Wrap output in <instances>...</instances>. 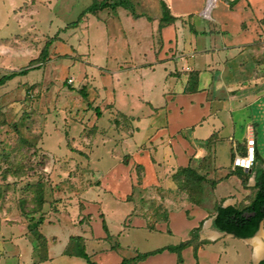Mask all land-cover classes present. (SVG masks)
Wrapping results in <instances>:
<instances>
[{
	"label": "crops",
	"instance_id": "obj_1",
	"mask_svg": "<svg viewBox=\"0 0 264 264\" xmlns=\"http://www.w3.org/2000/svg\"><path fill=\"white\" fill-rule=\"evenodd\" d=\"M30 1L33 4L37 0ZM162 1L176 18L162 27L158 22L154 30L158 33L157 43L152 42L139 52L147 53L152 62H133L130 66L122 62L127 75L141 72V92L150 106L145 116L151 120L129 113L127 116L133 120L129 130L132 143L122 141L125 154L115 156L117 161L105 173L93 175V185L74 192L63 205L46 209L45 215L54 217L37 226L35 219L29 223L15 211L0 207V264H87L86 259L77 255L80 249L95 264H118L136 254L125 257L111 240L125 232L133 245L137 238L130 239L129 235L138 230L143 243L168 240L140 253L190 239L192 242L180 251L181 259L177 253L164 250L135 264H220L221 259L222 264H234L222 257L225 250L211 247L229 239L247 244L254 264L264 255L263 220L260 232L248 238L236 237L214 226V203L221 207L248 205L256 191V178L264 172V154L257 138L258 126L264 124V0H217L211 19L197 28L188 25L189 17L199 15L205 0ZM14 2L0 0V55L12 62L27 49L19 37L24 16L31 22L35 14V10L27 13L23 9L27 3ZM10 21L17 24L19 32L4 34L2 28L8 27ZM24 31L23 35L36 34L23 27ZM129 44L126 41L125 45ZM119 70L121 67L113 69ZM247 70L253 72L249 78L233 74ZM156 71V78L150 76ZM160 79L161 87L157 82ZM153 93L157 103L151 98ZM107 101L104 102L108 105L116 104L110 89ZM250 124L254 128L257 156L251 169L242 170L232 165V157L234 151L244 152ZM149 127L152 129L148 136L139 135L142 141L133 139ZM96 164L94 171L98 170ZM186 167L198 172L206 182L214 183L211 203L183 201L176 206L171 195L176 187L173 175ZM158 193L163 194V200ZM159 203L164 206L165 217L153 221L148 212ZM171 203L173 207L169 206ZM110 216L112 224H119L114 233ZM33 222L34 228L39 229V238L29 228Z\"/></svg>",
	"mask_w": 264,
	"mask_h": 264
},
{
	"label": "rangeland",
	"instance_id": "obj_2",
	"mask_svg": "<svg viewBox=\"0 0 264 264\" xmlns=\"http://www.w3.org/2000/svg\"><path fill=\"white\" fill-rule=\"evenodd\" d=\"M99 1L14 2L19 5L27 3L23 9L27 13L30 9L35 10V14L31 22L25 16L23 19L25 23L19 37L21 45L27 46L24 55L13 62L0 55V77L28 68L25 74H16L0 83V207H5L8 212L15 211L29 223L35 219L37 226L44 219L54 217L45 215L46 209L59 203L63 205L72 199L74 192L93 185V175L97 177L105 173L117 161L115 156L125 154L122 141L132 139L129 132L133 120L127 116L129 113L144 115V119L151 120L145 116L150 106L141 92V72L127 75L123 65L152 62L147 53L139 52L159 39L154 30L164 16L162 0H116L113 7L87 13L75 26L70 25L78 20L84 8ZM189 18L191 23L188 25L196 28L209 21L200 12ZM32 25L34 29H30ZM7 26L2 28L4 34L19 32L16 23L10 21ZM23 27L34 30L35 36L23 35L26 33ZM126 41L129 46L125 45ZM180 64L176 65L178 69ZM116 67L121 70L113 71ZM156 73H150V76L156 78ZM252 73L247 70L233 74L238 78H249ZM157 82L161 87L163 81ZM109 89L116 98L114 105L104 102H108ZM153 95L151 98L155 102L157 95ZM151 129L139 132L133 139L142 141L139 135L146 137ZM258 129L257 138L263 155L264 124L260 123ZM96 163L98 170L94 171ZM136 170L140 177V169ZM173 177L176 187L171 190V195L176 206L183 201L211 203L214 183L206 182L198 172L181 173L178 170ZM158 196L164 199L163 194L158 193ZM161 205L152 206L148 212L153 221L165 217ZM214 205L216 208L218 202ZM169 206L173 207V203ZM110 225L111 231L116 232L119 224H112L111 216ZM29 228L34 236L40 237L34 222ZM140 232L129 235L130 239L137 238L133 244L135 248L129 244L125 232L113 237L111 244L129 257L154 245L167 243L163 242L164 239L143 243ZM211 247L225 250L222 257L234 264H254L250 247L239 240L229 239Z\"/></svg>",
	"mask_w": 264,
	"mask_h": 264
},
{
	"label": "trees",
	"instance_id": "obj_3",
	"mask_svg": "<svg viewBox=\"0 0 264 264\" xmlns=\"http://www.w3.org/2000/svg\"><path fill=\"white\" fill-rule=\"evenodd\" d=\"M115 1L116 0H101L99 2H92L89 6H87L81 11V13L78 16V20L72 22L70 25L75 26L77 22L81 19V17L87 13H95L99 9L113 7L114 4H116ZM161 4L163 6L164 16H162V18L160 19L159 22L160 27H162L165 24L171 23L176 18L170 14L169 10L167 9L163 1H161ZM27 70L28 68L22 69L20 71H11L9 72V74L0 77V83H3L5 82V80L14 77L16 74H25ZM97 113H98L97 116H100L99 112ZM256 156H257V151H256ZM179 171L181 173H187V172H190L192 174L196 173V171L190 167L180 169ZM255 188L256 191L254 193L252 200L248 205L242 208L237 206L221 207L220 205H217L215 208L217 214L214 218V226L221 231L231 233L239 238H248L253 236L254 233L257 231L260 222L264 220V172L258 174L256 178ZM191 242L192 240L190 239L187 242H181L174 246H168L166 248H158L153 251L138 253L130 259L124 258L118 264H135L136 262L144 260L145 258H147L152 254L161 253L164 250L177 253L178 258L181 259L180 251L186 245L191 244ZM193 249H194V256H196V249H197L196 244L193 245ZM77 255L86 259L87 264H95L94 262H91L89 260L88 255L82 249L78 251ZM258 264H264V258L261 259L258 262Z\"/></svg>",
	"mask_w": 264,
	"mask_h": 264
},
{
	"label": "built area",
	"instance_id": "obj_4",
	"mask_svg": "<svg viewBox=\"0 0 264 264\" xmlns=\"http://www.w3.org/2000/svg\"><path fill=\"white\" fill-rule=\"evenodd\" d=\"M217 0H205L204 6L200 12L202 16L207 19H211V11L215 6ZM72 81V80H71ZM254 128L250 124L247 126V136L245 139V150L243 153H234L232 159V165L234 167H239L244 170L252 168L256 159V142L254 137Z\"/></svg>",
	"mask_w": 264,
	"mask_h": 264
},
{
	"label": "water",
	"instance_id": "obj_5",
	"mask_svg": "<svg viewBox=\"0 0 264 264\" xmlns=\"http://www.w3.org/2000/svg\"><path fill=\"white\" fill-rule=\"evenodd\" d=\"M260 226H261V222H260V224H259V227H258L257 231L254 233V235H253L252 237H254V236L259 232ZM263 258H264V255L262 256V258L258 259V260L255 262V264H258V262H259L261 259H263Z\"/></svg>",
	"mask_w": 264,
	"mask_h": 264
},
{
	"label": "bare ground",
	"instance_id": "obj_6",
	"mask_svg": "<svg viewBox=\"0 0 264 264\" xmlns=\"http://www.w3.org/2000/svg\"><path fill=\"white\" fill-rule=\"evenodd\" d=\"M259 232H260V231H259ZM259 232H258V233H259ZM258 233H257V234H258ZM257 234H256V235H257Z\"/></svg>",
	"mask_w": 264,
	"mask_h": 264
}]
</instances>
